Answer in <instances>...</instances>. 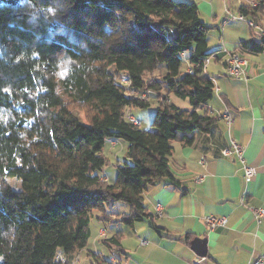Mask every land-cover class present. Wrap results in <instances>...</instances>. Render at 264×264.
<instances>
[{"label":"trees","instance_id":"1","mask_svg":"<svg viewBox=\"0 0 264 264\" xmlns=\"http://www.w3.org/2000/svg\"><path fill=\"white\" fill-rule=\"evenodd\" d=\"M254 2L246 8H263ZM211 28L196 0H0V264H72L94 217L156 227L145 191L175 180L173 141L215 121ZM240 47L264 50V36ZM152 99L154 129L127 118ZM108 139L129 142L114 182L102 175ZM118 201L129 211L115 220ZM124 238L118 230L102 241L126 253Z\"/></svg>","mask_w":264,"mask_h":264},{"label":"crops","instance_id":"2","mask_svg":"<svg viewBox=\"0 0 264 264\" xmlns=\"http://www.w3.org/2000/svg\"><path fill=\"white\" fill-rule=\"evenodd\" d=\"M196 1L200 12L209 8L212 22L208 47L215 54L205 74L214 81L215 93L206 108L215 121L185 141H173L170 162L175 180L162 179L145 191L156 227L137 224L143 220L134 222L128 230L125 260L114 259L121 264H189L198 257L203 264H248L264 253V219L258 224L249 208L264 207V50L250 52L240 47L241 42L262 36L248 21L264 26V4L261 10L252 9L246 6L254 0H239L241 7L226 5L220 12L216 0ZM232 52L248 60L242 78L228 74L226 60ZM171 94L169 99L176 104ZM226 114L232 116L231 121ZM232 140L242 145L244 161L236 153H223ZM245 163L258 170L250 182L245 179ZM105 178L109 181L110 176ZM159 203L161 210L156 208ZM209 214L225 215L228 223L210 229L205 220ZM106 231L105 227L99 230L101 235ZM196 237L207 239L206 257L192 249Z\"/></svg>","mask_w":264,"mask_h":264},{"label":"rangeland","instance_id":"3","mask_svg":"<svg viewBox=\"0 0 264 264\" xmlns=\"http://www.w3.org/2000/svg\"><path fill=\"white\" fill-rule=\"evenodd\" d=\"M207 1H210V0H207ZM246 1L247 0H241V2H246ZM216 2H217V7L219 8L220 12L225 11L226 5L230 7L233 6L236 8L238 6L239 7L242 6V3L239 0H216ZM208 14H209V8L203 7L201 9L200 16L204 21L207 22V24L210 25V23L212 22H209L210 18ZM114 67L115 65L112 61L110 65V69L114 71ZM184 67H186L185 64H183V68ZM130 93H132V91H130ZM133 93H136V92H133ZM171 95H172V100H174L176 104L179 105L180 107L182 108L192 107L189 99L180 98L174 93H172ZM210 102L211 100L209 101V103ZM156 105H157L156 101L152 99L151 105L149 107H146V108L131 107V108H128V112L132 114L133 116H135L137 119H139L140 125L142 128L154 129V127L152 126V120H153L154 113L156 110ZM79 115L84 121H87L86 112L84 110H81L79 112ZM122 145L125 146V149H122ZM128 145H129V142L125 139H117L115 143H112L111 139L110 140L108 139L106 141V144L103 150H104V154L106 155L108 161H107V164L104 170L102 171V175L110 176V179H109L110 182L115 181V178L118 174V168H117L118 164L124 163L125 159H128L126 155V150L128 148ZM128 211H129V206L124 201H118L115 204L114 208L111 209V212L114 213L115 220L120 219L122 215ZM139 223L150 224L149 221L146 219H144L143 221L137 222V224ZM101 227L106 228L107 230L106 235L100 234L99 230ZM130 227L131 226L125 224L123 221L108 223V222L99 221L95 217L92 218V222H91V234L92 235L89 238L88 245L84 250H82V252L81 251L79 252L80 254L77 255L76 260L72 264H96L95 256L93 253H91V251L94 253L100 254L103 258H106V259L114 260L116 259V257H118V259L121 258V260H125V255L127 251L126 253H123L116 249L110 248L107 244H105L102 241V238H105L106 236L109 237L118 230H123L125 232V237H126L125 240H123V244H124V247H126V245L129 242V238H127V236H128V230L130 229Z\"/></svg>","mask_w":264,"mask_h":264},{"label":"built area","instance_id":"4","mask_svg":"<svg viewBox=\"0 0 264 264\" xmlns=\"http://www.w3.org/2000/svg\"><path fill=\"white\" fill-rule=\"evenodd\" d=\"M253 5H256V2H253ZM241 18H244V15H240ZM251 27H254L257 29L262 36H264V26L260 23H257L254 20H249L248 21ZM248 60L241 55L238 52H232L230 53L229 57L226 60L227 64V71L228 74L232 77L235 78H242L245 76V66L247 65ZM145 96V94L143 95ZM127 118H129L131 121L136 123V119L127 113ZM226 119L228 121L232 120V116L230 114H226ZM243 148L242 145L235 140H232L230 143L229 147H226L223 149V153L225 155H231L233 153H236L239 155V157L244 161L243 159ZM245 167V179L247 182L252 181V179L256 176L258 170L255 166L251 164H246L244 165ZM156 208L158 210H161V204H157ZM250 210L252 211L255 219L257 220L258 224H260L263 219H264V207H258V206H249ZM205 220L207 224L209 225L210 229H216L219 226H225L228 223V217L225 215L217 216L213 214H209L205 217ZM60 256L62 255L61 253L59 254ZM202 257H198L197 259L190 261L189 264H203L202 263ZM248 264H264V253L259 255L258 257H255L249 261Z\"/></svg>","mask_w":264,"mask_h":264},{"label":"water","instance_id":"5","mask_svg":"<svg viewBox=\"0 0 264 264\" xmlns=\"http://www.w3.org/2000/svg\"><path fill=\"white\" fill-rule=\"evenodd\" d=\"M207 239L203 237H196L192 240V249L200 256H207Z\"/></svg>","mask_w":264,"mask_h":264},{"label":"bare ground","instance_id":"6","mask_svg":"<svg viewBox=\"0 0 264 264\" xmlns=\"http://www.w3.org/2000/svg\"><path fill=\"white\" fill-rule=\"evenodd\" d=\"M147 94V93H146Z\"/></svg>","mask_w":264,"mask_h":264}]
</instances>
